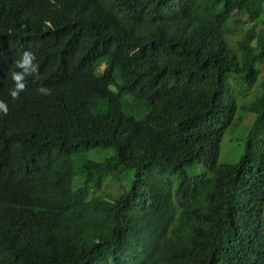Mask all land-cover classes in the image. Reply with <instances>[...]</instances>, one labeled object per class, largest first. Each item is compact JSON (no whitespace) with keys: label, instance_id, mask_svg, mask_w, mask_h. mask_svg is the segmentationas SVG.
Masks as SVG:
<instances>
[{"label":"trees","instance_id":"1","mask_svg":"<svg viewBox=\"0 0 264 264\" xmlns=\"http://www.w3.org/2000/svg\"><path fill=\"white\" fill-rule=\"evenodd\" d=\"M263 11L264 0H0V264H264ZM25 50L40 78L12 99ZM238 98L255 118L240 161L220 165ZM123 171L128 192L89 195Z\"/></svg>","mask_w":264,"mask_h":264},{"label":"rangeland","instance_id":"2","mask_svg":"<svg viewBox=\"0 0 264 264\" xmlns=\"http://www.w3.org/2000/svg\"><path fill=\"white\" fill-rule=\"evenodd\" d=\"M261 18L264 20V11H263V15ZM263 20H260V22H258V23H261L259 25L261 26L263 25V22H262ZM240 25H243L245 28H249L251 26V24L249 23H239L233 26L240 27ZM244 32L245 30L241 32V35H243ZM228 40L230 42L231 49L234 52H237L239 49L237 48V46H235V42H234L235 38L230 36ZM217 52L218 53L221 52L220 49L217 48ZM105 67L106 66L97 68L96 74L101 75ZM261 69H262V77L258 81L259 84L264 79V61L262 62ZM231 82H232V78H231ZM249 97H251V94L249 95ZM122 98L126 99L124 95L122 96ZM247 99L249 98L247 97ZM237 101H238L237 102L238 110H237L236 119L234 123L226 131L222 139V142H221V153H220V158H219L220 165L237 164L240 161L241 154L243 152V145H244V140L246 138V134L255 118L254 115H251L242 109L241 104L244 101V99L238 98ZM246 101L247 100L245 99V102ZM122 112L123 114L127 116L135 117L136 120H140V118L142 117L141 112L136 113L135 111H130L124 106H123ZM112 153H113V149H110V148L102 149V150H91L87 153V156L85 159L97 161V162H103L106 159L111 158ZM74 171H75V176L73 179V189L75 190L81 187L80 185H82V178H81L82 171H81V163L79 162V160H76L74 162ZM203 171L204 170L199 165H196L194 168H192V170H189L188 173L199 175L203 173ZM133 178H134L133 172L123 171V178L121 182L114 183L110 177L106 178L101 184L100 189H97L96 185H93L92 187H90L89 195L90 196H105V195H115L119 193L128 192L132 185Z\"/></svg>","mask_w":264,"mask_h":264},{"label":"clouds","instance_id":"3","mask_svg":"<svg viewBox=\"0 0 264 264\" xmlns=\"http://www.w3.org/2000/svg\"><path fill=\"white\" fill-rule=\"evenodd\" d=\"M15 67L19 71H13L11 73V78L14 82V86L9 89V95L12 99H18L21 92L26 90L27 77H33L34 80H39V64L36 62L35 54L30 50H25L15 61ZM37 92L41 95H50L51 90L44 85H41L37 88ZM0 113L7 115L8 106L3 101L0 100Z\"/></svg>","mask_w":264,"mask_h":264}]
</instances>
